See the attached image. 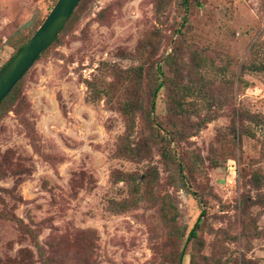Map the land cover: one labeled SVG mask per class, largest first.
Instances as JSON below:
<instances>
[{
  "label": "rangeland",
  "instance_id": "obj_1",
  "mask_svg": "<svg viewBox=\"0 0 264 264\" xmlns=\"http://www.w3.org/2000/svg\"><path fill=\"white\" fill-rule=\"evenodd\" d=\"M263 54L264 0H81L0 105V264H264Z\"/></svg>",
  "mask_w": 264,
  "mask_h": 264
},
{
  "label": "water",
  "instance_id": "obj_2",
  "mask_svg": "<svg viewBox=\"0 0 264 264\" xmlns=\"http://www.w3.org/2000/svg\"><path fill=\"white\" fill-rule=\"evenodd\" d=\"M81 0H56L42 22L0 68V102L56 39Z\"/></svg>",
  "mask_w": 264,
  "mask_h": 264
},
{
  "label": "trees",
  "instance_id": "obj_3",
  "mask_svg": "<svg viewBox=\"0 0 264 264\" xmlns=\"http://www.w3.org/2000/svg\"><path fill=\"white\" fill-rule=\"evenodd\" d=\"M80 2H81V1H80ZM80 2H79V4H80ZM79 4H78V5H79ZM78 5H77V6H78ZM76 8H77V7H76ZM74 11H75V10H74ZM74 11L72 12V14L74 13ZM72 14H71V16H72ZM71 16L69 17L68 21L70 20ZM68 21H67V23H68ZM67 23H66V24H67ZM66 24L63 26V28L61 29V31L65 28ZM61 31H60V32H61ZM58 35H59V34H58ZM29 37H30V36H29ZM29 37H28V38H29ZM57 37H58V36H57ZM57 37H56V39H57ZM28 38H27V39H28ZM56 39H55V40H56ZM55 40H54V41H55ZM54 41H53V42H54ZM24 42H25V41H24ZM24 42H22V43L17 47L16 51H17V50L23 45ZM53 42H52V43H53ZM52 43H51V44H52ZM51 44H50V45H51ZM50 45H49V46H50ZM49 46H48V47H49ZM257 46H258V45H257ZM48 47H47V48H48ZM47 48H46V49H47ZM46 49H45V50H46ZM45 50H44V51H45ZM16 51H15V52H16ZM44 51H43V52H44ZM15 52H14V53H15ZM43 52H42V53H43ZM14 53H13V54H14ZM42 53H41V54H42ZM41 54L38 56V58L41 56ZM11 56H12V55H11ZM258 57H259V55H257V58H258ZM262 57L264 58V54L262 55ZM38 58H37V59H38ZM6 62H7V61H6ZM6 62H5V63H6ZM5 63H4V64H5ZM4 64H3V65H4ZM3 65H2V66H3ZM263 65H264V64H262L261 67H264ZM2 66H1V67H2ZM1 67H0V68H1ZM261 67H260V69H261ZM158 71L160 72V67H159V66H158ZM20 81H21V80H20ZM20 81H19V82H20ZM19 82H18V84H19ZM18 84H17V85H18ZM17 85L12 89V91H11L10 93H8V94L5 96V98H3V99L1 100L0 105H1V104L5 101V99H6V98H7V97L13 92V90L17 87ZM160 87H161V83H158L157 86L155 87V89H154L153 92L155 93ZM203 214H204V213L202 212L201 215H203ZM197 224H198V222H196V225H197ZM195 227H197V226H195ZM195 236H196V229H195V228H192V229L190 230V232H189V237L193 238V237H195ZM179 258H180V257H179Z\"/></svg>",
  "mask_w": 264,
  "mask_h": 264
}]
</instances>
